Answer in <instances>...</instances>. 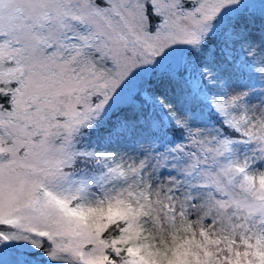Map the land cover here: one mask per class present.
I'll list each match as a JSON object with an SVG mask.
<instances>
[{"label": "snow or ice", "instance_id": "snow-or-ice-1", "mask_svg": "<svg viewBox=\"0 0 264 264\" xmlns=\"http://www.w3.org/2000/svg\"><path fill=\"white\" fill-rule=\"evenodd\" d=\"M257 3L0 0V264H264Z\"/></svg>", "mask_w": 264, "mask_h": 264}, {"label": "rangeland", "instance_id": "rangeland-1", "mask_svg": "<svg viewBox=\"0 0 264 264\" xmlns=\"http://www.w3.org/2000/svg\"><path fill=\"white\" fill-rule=\"evenodd\" d=\"M255 6V8L256 9H258L259 7H261V5L260 4H255L254 5ZM263 7H264V5H262ZM249 82H251V81H255V80H257V76H256V74L254 73V75L252 76V77H248V78H246ZM202 87H203V85H202ZM210 88V87H209ZM210 90H212L211 88H210ZM167 99L168 100H170V101H172V102H175V97L174 96H169V97H167Z\"/></svg>", "mask_w": 264, "mask_h": 264}, {"label": "trees", "instance_id": "trees-1", "mask_svg": "<svg viewBox=\"0 0 264 264\" xmlns=\"http://www.w3.org/2000/svg\"><path fill=\"white\" fill-rule=\"evenodd\" d=\"M254 7V10H256L257 12H259L261 9H264V7L261 5V7H259L258 9H256L255 8V6H253ZM254 75V72H247L246 73V78H248V77H252ZM41 260H43V258L41 257L40 258ZM33 264H36V262L35 261H33Z\"/></svg>", "mask_w": 264, "mask_h": 264}]
</instances>
